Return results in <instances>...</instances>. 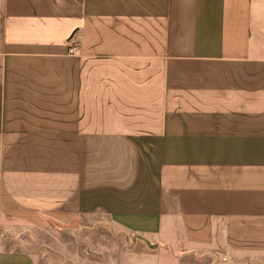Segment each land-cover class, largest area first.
I'll return each mask as SVG.
<instances>
[{
    "label": "crops",
    "instance_id": "crops-1",
    "mask_svg": "<svg viewBox=\"0 0 264 264\" xmlns=\"http://www.w3.org/2000/svg\"><path fill=\"white\" fill-rule=\"evenodd\" d=\"M99 215L132 264L264 258V0H0V264Z\"/></svg>",
    "mask_w": 264,
    "mask_h": 264
},
{
    "label": "rangeland",
    "instance_id": "rangeland-1",
    "mask_svg": "<svg viewBox=\"0 0 264 264\" xmlns=\"http://www.w3.org/2000/svg\"><path fill=\"white\" fill-rule=\"evenodd\" d=\"M102 216V215H101ZM94 216L83 220L80 225L68 233L67 229L53 228L48 232H35V237L43 241L47 245L34 244L30 239L33 232L29 231L24 225L10 221L5 228V237L9 239H24L23 242H17L10 245V249H18L25 252L35 253L38 256L54 257L57 256L59 264L63 262V256L68 255V237H72L73 255L72 264H98L97 255H105L104 264H132L129 261V255L151 253L155 255V251L148 249L138 239L133 242L132 233L128 234L111 226L103 227L102 223H107L105 217ZM101 217V218H100ZM175 254V260L171 264H218V258L213 256L201 257L199 255L181 256ZM61 255V257H60ZM116 257L118 261H114ZM219 257V256H218ZM228 259L226 264H264V258L254 257L246 254H225ZM132 258V257H131ZM120 259V261H119ZM169 259V258H168ZM171 259V258H170ZM68 264V260L66 262Z\"/></svg>",
    "mask_w": 264,
    "mask_h": 264
}]
</instances>
